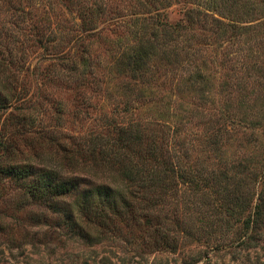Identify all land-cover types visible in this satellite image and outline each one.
<instances>
[{
	"label": "rangeland",
	"instance_id": "1",
	"mask_svg": "<svg viewBox=\"0 0 264 264\" xmlns=\"http://www.w3.org/2000/svg\"><path fill=\"white\" fill-rule=\"evenodd\" d=\"M217 1L226 8L221 14L212 0H0V169H29L23 177L0 171V264H95L104 254L123 264H237L228 253L207 250L204 242L220 232L204 222L210 210L205 216L192 207L185 212L184 203L195 201L194 195L169 196L150 208L154 216L138 209L146 224L140 217L133 222L129 213L114 216L113 198H106L105 216L98 217L97 227L84 222L85 235L66 215L81 202L78 195L37 199L29 190L48 176L65 185L79 173L87 178L72 167L83 158L81 149L103 145L127 153L130 129L154 142L161 159L175 168L209 174L224 166L235 180L249 177L252 191L261 189L251 170L264 166V29L235 41L219 31L196 34L189 41L205 65L202 77L193 66L170 67L157 58L152 73L141 79L130 78L123 66L137 17L196 21L187 16L194 8L207 13L201 20L264 23V0ZM82 53L83 71L69 60ZM224 119L232 120L235 131L216 143ZM106 159L98 156L87 165L104 172ZM105 182L79 187L89 193L101 189L100 197H106V187L99 186ZM131 192L143 196L140 188ZM85 206L89 212L92 203ZM154 227L167 234L170 247L154 246L153 240L160 241L149 235ZM191 228L203 239L188 236ZM197 247L200 258H187Z\"/></svg>",
	"mask_w": 264,
	"mask_h": 264
},
{
	"label": "trees",
	"instance_id": "2",
	"mask_svg": "<svg viewBox=\"0 0 264 264\" xmlns=\"http://www.w3.org/2000/svg\"><path fill=\"white\" fill-rule=\"evenodd\" d=\"M161 1L164 2V0ZM223 1L221 0L222 3ZM212 2H214L213 7L220 14L222 13L221 8L226 9L225 6L219 8L217 0H212ZM206 6L210 9L213 8L212 5L207 4ZM193 15L197 16L196 21L190 19L188 21L171 22L168 18H151L152 15H149L148 18L137 17L133 22L135 31L133 42L123 50L125 55L123 66L129 73L130 78L141 79L152 73L156 58L163 60L170 67L188 70V67L193 66L191 70H194L196 77H202L201 67L205 65L197 62L198 54H196V51L198 48L189 41L196 34L211 33V36L213 34L217 35L219 31L226 35L228 41L232 39L235 41L242 34H247V36L251 34L253 37H257L260 32L259 28L264 29L263 22L243 24L224 22L217 18L212 21L201 20L198 18L199 15H207V13L202 12L200 9L192 8L187 16L192 17ZM183 55H185V58ZM77 57V55H74L69 59L70 65H80L83 67L82 71L85 70L87 61L84 54H80L78 61L76 60ZM243 63L247 65L246 68L250 65L249 60L248 63L246 61ZM137 125L138 123H135V126ZM234 131L235 127L232 120L227 121V119H224L217 130L220 137L215 136L214 138L215 140L221 138L227 141ZM128 138L125 147L127 153L115 149L111 151L114 153H111L105 150L106 148L103 145H100L98 149H95V147L88 148L87 145L84 151L81 149L80 157L86 158L79 160L80 163L79 161L74 162L72 167L81 170L87 178L79 175V173L72 176L69 184L65 185L63 181H52V178L48 176L47 179H40L29 185L30 192L37 199H43L49 194L55 197L70 196L73 193L78 195L75 196V200L80 197L81 202L69 209L66 215L70 224L85 235L88 234L86 233L87 225L84 222L95 223L93 225L97 227L98 217L101 214L105 216L106 205L104 204L108 202L106 198H113L114 216H124L129 213L133 222L136 223L138 217H140L143 224H146V222H149L147 216H145L146 214L140 213L142 215L138 216V209L144 208L149 212V216H154L150 208L156 207L157 203L161 204L165 200L167 201L169 196L175 199L181 193L185 197L188 196L186 194H191L196 198L193 199L195 201L188 200V203H191L190 205L184 203L185 212L192 207V209L196 208L201 211L200 214L205 216L206 210H210V219L207 215L204 222L210 226H215L217 231L220 232L218 236L209 238L204 242L208 246L207 250L220 252L221 254L228 253L237 264H264V166H255L251 170L255 179L257 180L259 177V183L262 184L261 189L256 193L252 191L250 185L252 180H248L249 177L247 180L243 178L235 180V176L229 175V169L224 166L219 167L218 169L222 168L220 170H211L209 174L190 169L187 166L175 168L172 164L170 165V160L166 159V162H164L162 160L164 155L158 149V146L141 136L136 129H130ZM221 139L217 140L216 143H219ZM123 141L124 139H120V137L117 140L121 145ZM224 143L226 142L222 144L224 145ZM121 145L117 148H120ZM98 156L105 158L107 156L106 160L110 163L108 164L109 168L104 172L100 171V173L94 167L90 168L87 165L88 160H92L93 164ZM28 170L24 166L20 168L2 167L0 169L4 174L15 177L27 175ZM96 179H101L102 182H105L104 179L107 180L106 184H99V186L106 187V197H100L105 195L101 189L92 193L87 190L83 192L80 190L82 189L79 187L80 183L93 185L96 184L94 183ZM98 188L95 187V189ZM134 188L142 189L143 196L141 199H138L131 192ZM201 201L203 205H201ZM86 202L92 203L89 212L85 211L86 206L84 207V204ZM108 210L111 211L110 208ZM211 216L214 219H211ZM159 230L158 227H154L153 232L149 233V235L160 240L155 239L156 242L153 240L154 246H158V248L161 246L164 248L170 247L168 241L165 240L167 234L159 232ZM153 233L154 235H152ZM186 233L188 236L194 237L196 235L198 238L203 239V236L197 234L192 228ZM177 242L178 238L171 243V247L174 244L176 246ZM201 253L202 249L197 247L187 258L192 259L194 256L200 258ZM89 259L93 260L94 258ZM93 261L95 264H123L124 259L117 257L114 260L113 255L104 254L97 261ZM132 264L142 263L138 260L133 261Z\"/></svg>",
	"mask_w": 264,
	"mask_h": 264
}]
</instances>
